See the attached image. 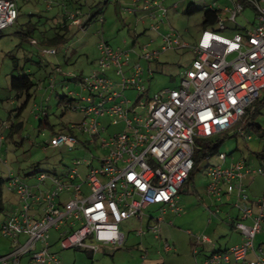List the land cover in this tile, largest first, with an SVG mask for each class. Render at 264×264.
Returning <instances> with one entry per match:
<instances>
[{
  "label": "built area",
  "instance_id": "1",
  "mask_svg": "<svg viewBox=\"0 0 264 264\" xmlns=\"http://www.w3.org/2000/svg\"><path fill=\"white\" fill-rule=\"evenodd\" d=\"M208 1V8L219 12L215 28L203 29L191 49L194 57L180 72L181 82L173 89L167 87L150 94L146 69L142 67V60L156 62L165 52L191 46L179 33L162 31L161 24L169 17L164 0H135L126 10L129 14H144V23L152 21L146 30L152 29L161 38L159 49L151 48L156 42L151 38L141 45V51L137 50L139 34L132 49L114 48L106 40L100 42L97 66L91 76L83 75L78 80L84 92L69 106L84 113V121L67 126L66 132L55 133L49 146L75 150L82 145L92 152L90 146L96 144L105 157L100 158L97 167L94 154L92 160L76 161L65 173L41 172L36 185L9 170L8 189L18 196L21 207L2 222L3 236L12 241L15 250L1 255L0 264H21L29 255V264H60L58 253L50 251L53 230L61 231L63 250L77 248L97 255L102 248L126 244L128 237L122 228L129 222L137 228L132 226L127 233H150L161 239L162 225L174 224L167 216L183 214L180 190L195 166L197 140L230 134L264 90V0ZM47 3L50 8L55 4L51 0ZM62 7L68 26L74 29L86 30L93 18L104 21L101 15L92 16V9L84 12L82 4L75 9L65 3ZM246 8L255 16L251 22L245 17L250 27L236 21ZM19 13L16 0H0V34L17 23ZM228 31L233 33L225 36ZM37 44L34 39L32 45ZM60 50L57 46L43 49L46 55L59 54ZM54 69L62 73L60 66ZM154 73L151 70L149 77L154 78ZM133 89L138 91L134 104L125 95ZM104 118L110 119L107 127L102 123ZM121 121L126 125L123 131L106 134L111 123ZM3 127L7 129L8 124ZM77 128L91 140L79 141L74 134ZM236 134L246 141L252 139L239 127ZM0 139L5 137L1 135ZM228 157L224 151L205 157V192L214 202H221L225 196L236 199L233 204L240 214L236 221H229L242 240L223 251H212L202 264H264V251H257L253 245L256 236L264 233V191L251 205L245 190L248 177L264 175V159L260 167L254 168L240 159L227 163ZM213 158L215 163L210 162ZM152 206L158 208L156 212H150ZM218 211L211 209L212 213ZM212 242L211 237L196 235L194 255ZM162 248L167 254L177 251L169 240ZM251 250L255 255L249 260Z\"/></svg>",
  "mask_w": 264,
  "mask_h": 264
},
{
  "label": "rangeland",
  "instance_id": "2",
  "mask_svg": "<svg viewBox=\"0 0 264 264\" xmlns=\"http://www.w3.org/2000/svg\"><path fill=\"white\" fill-rule=\"evenodd\" d=\"M51 1L55 4L50 8L47 0H16L20 7L19 20L0 34V138L1 135L5 137L2 141L0 139V177L8 180L10 178L9 170L14 171L15 175H19L24 182L30 185L37 184L39 175L27 176L34 167L46 171L49 175L62 174L78 160H92L95 154L97 159L94 167H97L101 163L100 158L105 157L102 148H96V144H91L90 151L92 152H88V149L82 145L75 150H70L67 147L60 149L49 146L54 135L50 126L58 131L63 126H72V124L84 121V113L73 111L72 107H66V102L60 106L56 95L58 92L61 96L68 95L69 98H78L84 92L83 85L79 81L74 83L71 80L81 74L85 77L91 76L97 66L98 59H100V42L106 40L114 48L132 49L135 43L134 39L139 34L141 36L138 37V43L135 46L137 50L141 51V45L150 42L151 38L156 41L151 46L154 50L159 49V45L162 43L157 33L153 32L152 29L146 30V28H150L149 25L152 22L150 19L144 23L142 22L146 19L144 14H129L126 11L134 5L135 0H77V3L84 6V12H88L90 9H94L95 12H102L100 18L104 21H99L96 18L86 30H77L68 26L67 34L70 39L66 45L62 47L59 54L46 55L42 46L32 45L34 39H43L42 32L36 31V29L33 31V29L34 26H39V30L48 26L46 27L48 31L57 33L58 23L53 14L58 12L65 0ZM191 2L195 3L200 11L195 15L184 12ZM220 2L221 5H224L223 1ZM164 4L168 8L169 17L165 23L161 24L162 31L167 34L173 33V31L179 33L180 38L191 46L185 50L165 52L156 62H149L147 59L142 60V67L146 69L147 73L145 80L150 89V94L160 92L161 89L167 87L173 89L180 84V72L188 68L192 61L194 54L191 49L193 45L197 44L199 35L204 29L202 25L203 9L208 7L210 2L208 0H164ZM176 4H178L177 7H175ZM245 17L248 18L249 22L255 19L253 11L246 8L243 15L236 20L237 24L250 27ZM231 33L233 31H228L224 35L228 36ZM135 55L132 53V56L137 58ZM27 57L37 62L42 60L43 65L40 66L42 70L40 72L37 70V63H27ZM56 66L61 67L62 73L55 71L54 67ZM24 67L35 73L36 88L33 91L34 96L31 102L19 117V120L22 117L21 120L25 121L23 130L19 134L15 133L10 136L11 130L9 129L11 124L18 120L17 110L23 105L24 99V97L20 100L16 98L17 91L11 87V82L14 76H22ZM151 70L155 71L154 78H150L148 75ZM65 79L70 86L69 89L62 85ZM51 84L56 86V91L51 87ZM70 91L73 95L70 94ZM137 92L133 89L125 93L133 104L138 98ZM260 92L263 104L254 120L257 125L261 126V129L256 132L251 130L249 133L252 135V139L247 141L238 134L234 135L237 128L232 130L219 148L229 155L228 161L240 159L246 164L254 165L256 154L264 151V136L262 135L264 132V90ZM40 115L44 116L45 120L47 119L46 116H49L48 126L45 121L42 127L40 126ZM5 124H8L9 129L3 127ZM125 127L123 121L117 125L111 123L109 132L106 134L120 133ZM74 134L79 141L86 138L91 140L89 135L79 128L74 130ZM200 143L201 141H197L196 149ZM201 157L202 152L197 155L198 165L192 171V179L188 186L180 190L182 197L180 204L185 208V211L180 217L174 219L175 225H162L161 239H157L154 234L150 233L144 236H137L136 232L127 233L129 228L133 226L129 222L122 228L123 233L126 232L128 237L126 244L120 247H108L111 250L109 253L101 251L94 255L88 250L77 248L63 250L60 243L50 248L51 252L58 253L61 260L60 264H184L183 259L175 260L169 257L174 255L181 257L186 254L191 255L192 258L195 257L193 244L196 235L213 237L212 239L217 241L219 246H223L231 235V230L228 227L229 222L227 224V219L223 220V215H226L231 208L230 205L219 203L215 209L219 208L220 213L212 215L210 211L212 205L205 192L208 181V178L205 177L206 163ZM210 162L215 163V158L211 159ZM83 173L86 176L85 170ZM7 183L5 181L4 199L7 210L12 214L13 211L21 207V201L14 192L9 191ZM157 209L156 206H152L150 212H156ZM234 209L232 211L235 212ZM209 215L213 219L211 225L208 223ZM5 218L6 213L3 212L0 216V255L10 254L15 250L12 241L3 236L1 226ZM219 225H221V229L224 227L226 231L224 232L223 229L221 233L216 231ZM209 226L210 228L204 231ZM133 228H137V226L134 225ZM60 234L61 231L53 230L50 234L51 241L58 239ZM167 240L174 244L178 253L177 251L168 254L164 252L162 244ZM263 240L264 236L260 234L255 242L258 244L262 241L261 243H263ZM41 247L40 243L39 249ZM30 256L24 257L21 264H29Z\"/></svg>",
  "mask_w": 264,
  "mask_h": 264
},
{
  "label": "trees",
  "instance_id": "3",
  "mask_svg": "<svg viewBox=\"0 0 264 264\" xmlns=\"http://www.w3.org/2000/svg\"><path fill=\"white\" fill-rule=\"evenodd\" d=\"M78 1L77 0H65V4L67 6H69V8H72V9H75V7H77V5L79 3H77ZM83 6V5H82ZM84 7V6H83ZM94 9L91 10V13H92V16L95 15V16H99L102 14V12H95L93 11ZM65 9L62 7V11H61V20H62V23L61 24H58L57 26V33L54 34V37L53 39H51V42L48 43V45H44L43 42L41 41V39H37L38 41V44L39 46H42V48H45V47H48V46H57V47H60L61 50H62V46L64 47L66 44V41L64 40L65 39V36L67 34V31H68V23L66 22V17H64V12ZM204 11V19L202 20V25L204 26V28L208 27V28H211V29H214L215 28V21L218 19V15H219V12L217 10H211L209 9L208 7H205L203 9ZM185 13L189 14V15H195L197 14L199 11V9L197 8L196 4L191 2L189 3L188 7H186ZM94 20V18H93ZM92 21V20H91ZM91 21H89V23H91ZM39 26H34V29L33 31L36 29V31H39V32H42L41 30H39L38 28ZM65 31V32H63ZM62 32V34H61ZM26 35V33H24ZM28 34V33H27ZM32 34V33H31ZM31 34H29V36H31ZM68 35V34H67ZM32 37V36H31ZM27 60V63H37L39 66H42L43 65V61L40 60V61H33L32 59H29V57L26 58ZM27 68V67H26ZM25 67L23 68L24 69V73L22 74V76L20 77H16L14 76L13 79H12V82H11V87L17 91V99L20 100L21 98L24 97L23 99V105L19 108V110H17L18 114L16 115L19 119L20 117V114L21 112L27 108V106L29 105V103L31 102V99L32 97L34 96V93L33 91L35 90V86H36V83H35V80H34V75L35 73H33L29 68L26 69ZM83 75H78L77 78L71 80L72 82L74 83H77L78 80L82 77ZM68 84L67 82V79H65L62 83L63 86L66 87V85ZM54 91H56V86L53 88ZM58 97V100H59V105L61 106L63 103H67L66 104V107H69L71 104H75V102L78 101V99H75V98H72V97H68V95H64V96H61L60 93L57 92V95ZM263 104V101L261 100V98H259V100H257L256 102H254L253 104H251L249 106V108L247 109V112H246V116L243 117L240 121V123H238L236 125L235 128H242L245 130V132L247 131L248 133L253 130V132L255 131H258L261 129V126L257 125L255 123V117L258 116L259 114V109L261 107V105ZM45 111V109H43ZM47 112V111H45ZM63 116L65 115L64 112L62 113ZM47 119L45 120V118L42 116V119H41V123H40V126L42 127L44 121H45V124L48 126V117L49 116H46ZM44 118V119H43ZM23 122H16L11 124V127L9 130H11V133H10V136H13L15 133H20L23 129ZM50 128H52V130L54 131V134L55 133H62V132H65L68 128H67V125L66 127L63 126L61 127V129H59L58 131H56V128L50 126ZM234 128V129H235ZM236 134V132H234V135ZM262 135L264 136V132H262ZM229 134H221L219 137H216L214 139H201L199 141H201L200 143V146L195 149L196 150V153H195V159H194V168L193 170L196 168V166L198 165L197 164V155H199L201 152H202V157L201 159L204 161L205 160V157L208 155V156H212V157H215L217 156L220 152H221V149L220 148V145L222 144V142L224 141L225 137H228ZM198 141V140H197ZM205 144V145H204ZM228 155V154H227ZM229 156V155H228ZM261 156V155H259ZM192 170V171H193ZM41 172H44L43 170H39L38 167H34L30 172H28L27 176H34V175H37ZM192 173L191 172L189 174V180L187 182V184H185L183 186V188L187 187L190 180L192 179L191 176H192ZM38 175V176H39ZM9 180V179H8ZM5 181L7 182L6 178L4 177H0V216L1 214H3V212L6 213V204H5V199H4V194H5V189H4V184H5ZM181 188V190L183 189ZM181 192V191H180ZM216 250V249H215ZM213 250V251H215ZM216 251H221V250H216Z\"/></svg>",
  "mask_w": 264,
  "mask_h": 264
},
{
  "label": "crops",
  "instance_id": "4",
  "mask_svg": "<svg viewBox=\"0 0 264 264\" xmlns=\"http://www.w3.org/2000/svg\"><path fill=\"white\" fill-rule=\"evenodd\" d=\"M61 11H62V4H61V6H60V8H59V10H58V12H54V16L56 17V22L58 23V24H61L62 23V20H61ZM46 27H48V26H46ZM46 27H44V28H41V31H43V33L44 34H42V37H43V39L42 38H40L41 39V41L43 42V44L44 45H48V43L49 42H51V39H53V37H54V33L53 32H50V31H48V29L46 28ZM63 32H65V31H63ZM61 34H62V32H61ZM70 38H68V35L66 34V36H65V41H66V43H67V41L69 40ZM65 43V44H66ZM37 70H39V72H40V70H42V68L38 65V68H37ZM34 73V72H33ZM44 117V116H43ZM22 118V117H21ZM21 118H20V120L18 119L17 120V122L19 123V122H23L24 124H25V121H22L21 120ZM39 118H40V120L42 119V115H40L39 116ZM109 121H110V119L109 118H104V119H102V123H103V125L105 126V127H107L108 125H109ZM24 124H23V127H24ZM23 129V128H22ZM66 132V131H65ZM259 155H261V156H259ZM264 159V151H262L260 154H256V158H255V167H254V165H251V166H253L254 168H258V167H260L261 166V161ZM231 161H233V160H227V163H229V162H231ZM245 190H247V193H248V195H249V197H250V199H249V204H251V205H253V203H254V200L255 199H257L262 193H263V191H264V175H258V176H254L253 178H250V177H248L247 179H246V181H245ZM207 195V194H206ZM182 198V197H181ZM209 202L211 203V205H212V208L213 209H215V207H217L218 206V204L220 203H222V204H227V205H230V208H231V210L229 211V212H227V214L226 215H223L224 217V219L223 220H226L227 219V224H228V222H229V224H228V227H229V229L231 230L230 232H231V235H230V237H229V240L227 241V242H225L224 243V245L223 246H219V243L217 242V241H215L214 239H212L213 240V242L212 243H209V244H207V245H204V246H202L201 247V251L199 252V254L197 255V256H195V257H193L192 258V256L190 255H188V254H186V255H182L181 257H176L175 255L174 256H172V257H169V258H173V259H175V260H180V259H183L184 261V264H202V262H203V259L205 258V257H208L209 256V254L213 251V250H221V251H223L224 249H226V248H228V247H231L232 245H236L238 242H240L241 240H242V235H241V233L240 232H238L237 230H235L234 229V226L232 225L233 223L231 222V221H229V219H232V221H236V219H238V216H239V214H240V210L235 206L234 207V202H235V200L236 199H234V198H232V199H229V198H227V196H225V197H223V199H222V201L221 202H214V199L213 200H211V198L209 197ZM211 208V209H212ZM233 208H235L234 210H235V212L234 211H232L233 210ZM220 210V209H219ZM211 211V210H210ZM15 211H13L12 212V214L11 213H9V211L7 210V208H6V218H5V220L6 219H8L10 216H12L13 215V213H14ZM220 213V211H218V213L217 214H219ZM217 215L216 213H212V215ZM210 216V215H209ZM208 216V223L211 225V224H213V219H212V217L210 216L209 217ZM176 217H180V216H174L173 214H169L168 216H167V218L168 219H171L172 221H174V219L176 218ZM251 222V220H248L247 221V223H250ZM168 225H169V223H167ZM166 224V225H167ZM171 225H175V221H174V224H171ZM210 228V226L209 227H207L206 229H204V231H207L208 229ZM223 230H224V232L226 231L225 229H224V227L222 228ZM222 229H221V225H219V227L216 229V231H219V233H221V231H222ZM260 235V234H259ZM261 235H263L264 236V233H261ZM258 237V235L256 236V238ZM213 238V237H212ZM256 238H255V241H256ZM128 239V238H127ZM60 239H59V237H58V239H56L55 241H51V248H53L54 246H56V244H58V243H60V241H59ZM255 241H253V245H254V248L257 250V251H260V249H262L263 251H264V242L263 243H261V242H258V244L255 242ZM264 241V240H263ZM127 242V241H126ZM38 247H39V245H38ZM51 251V250H50ZM101 251H105V253H109V252H111V250L110 249H105V248H102L101 249ZM52 253H55V252H52ZM100 253V252H99ZM176 253V252H175ZM177 253H178V251H177ZM254 255H255V253H254V251L253 250H251V252L247 255V259H249V260H251V259H253L254 258ZM1 256V255H0Z\"/></svg>",
  "mask_w": 264,
  "mask_h": 264
}]
</instances>
